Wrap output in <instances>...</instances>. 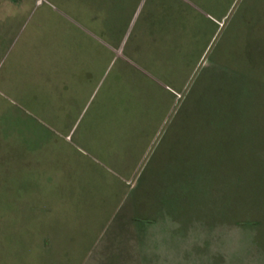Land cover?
<instances>
[{
    "label": "rangeland",
    "instance_id": "1",
    "mask_svg": "<svg viewBox=\"0 0 264 264\" xmlns=\"http://www.w3.org/2000/svg\"><path fill=\"white\" fill-rule=\"evenodd\" d=\"M112 1L0 0V264H264V0ZM72 54L114 78L45 119L28 94L76 86Z\"/></svg>",
    "mask_w": 264,
    "mask_h": 264
},
{
    "label": "crops",
    "instance_id": "2",
    "mask_svg": "<svg viewBox=\"0 0 264 264\" xmlns=\"http://www.w3.org/2000/svg\"><path fill=\"white\" fill-rule=\"evenodd\" d=\"M116 1H120V0H113L111 2L113 7L111 8L109 6L108 9H110V10L115 9V11H116L117 8L119 7V5H116ZM147 1L148 0H142L141 4L144 5V4H146ZM59 5L61 6V8L66 7V2L62 1V3ZM77 6H79V3H77ZM54 10H55V13H57L58 16L61 18V20L64 17L67 18V16H70L69 14L68 15L66 14L67 11H65L64 9H63V11H60V12H57L56 9H54ZM117 12H118V10H117ZM73 19L77 23V25L74 26L75 27L74 31L78 32L76 34H78L82 38L86 37L91 42L95 43L96 47H99L102 49L104 48L102 46V43H105L106 38L104 37L103 31H101L100 29L98 30L95 27L93 28L92 25L85 19L83 20L84 22L80 21V19L79 20L76 19L75 17ZM105 19H106V15L104 16L101 13H99V14L97 13V14H94V16H92L90 18V22L92 21L96 24H101L102 29H103V27L107 28V24L109 23V21H107ZM66 21H70V20H66ZM79 28H81L82 31L79 30ZM129 32H130V29H129ZM127 34H129V33L127 32ZM127 34H126V36L128 37ZM52 35H53V31H52ZM82 53H83V51L81 50V54ZM53 56H54V53H53ZM69 57H70V59L74 60L73 62L69 61L67 64V65L71 66L72 67L71 70L74 71V74L70 75L69 78L73 77V81H75V80H76V82H77V80L79 81L76 84V86H70V85H67L65 83L63 86H61V87L58 86V88H55V91H52V89H51V87H52L51 86V84H52V70H51V75H50L51 82H50V84L43 83L42 85H38V86L32 88L31 92L28 94L27 102H29V104L37 112L41 113L45 119L47 117H46V114L44 112L46 110H47V112H49L50 110L52 111V107H53V106H51L52 103H54V104L58 103L60 101L59 98L62 95L71 94V95H73L74 100L69 105L70 110H69L68 116H70L72 112L73 113L76 112V116L72 117V118H74L75 120L79 118V121H80V119H82L85 116L84 113H86V111L90 109V108H88V105L85 107V104L87 103V101L89 103H92V102L96 103L97 98L100 95L99 94L100 89L97 86V83H99V80H101V78L103 77V72L100 73L98 80H95L97 78L95 76V73H96V71L98 72V69H99V68H97V64H95L92 67V69H89V68L87 69V68H85V65L83 63L82 55L76 54L75 56H73V54H72V55H69ZM61 58H62V55L59 57V60ZM63 62H66V60H63ZM63 62H62V64H63ZM81 63H83L84 67L81 65ZM115 64H116V62L114 64H112L113 66L111 67V69H109L106 72L105 76L103 77L102 82L100 83L102 85L101 87H103L104 84L106 85L108 80H110L111 78H114V76L112 75V71H114V68H115L114 65ZM80 65H81V67H79ZM130 69L133 71V68H130ZM43 81L45 82V79ZM65 82H68V80H66ZM94 83H95V85L93 86ZM121 94H122V96H121ZM128 94H129L128 90H126V89L122 90V88H121V89H119L117 95L116 94H115V96L112 95L113 97H111V100L109 103L110 108L107 110V112L103 116V125L105 126V130L107 129V131H108L111 128L112 123H114L115 125H117V124L123 125L125 123V121L127 120V118L130 117L129 112H130V110L134 109V106H133V102L131 101L130 94L129 95ZM132 94H133V92H132ZM81 97L83 98L84 103L82 102ZM77 103H82V107L80 105V109H79V106H76ZM111 103H112V105H111ZM44 106L46 107L45 110L43 109ZM73 116H74V114H73ZM72 122H73V125H75L74 120ZM107 134H108V132H107ZM109 141H110V139H109ZM138 260H139V258H138ZM140 263H141V261L139 262V264Z\"/></svg>",
    "mask_w": 264,
    "mask_h": 264
},
{
    "label": "trees",
    "instance_id": "3",
    "mask_svg": "<svg viewBox=\"0 0 264 264\" xmlns=\"http://www.w3.org/2000/svg\"><path fill=\"white\" fill-rule=\"evenodd\" d=\"M195 262H197V264H199V262H200V259H198V258H197Z\"/></svg>",
    "mask_w": 264,
    "mask_h": 264
}]
</instances>
